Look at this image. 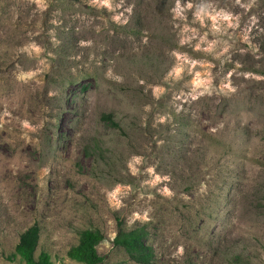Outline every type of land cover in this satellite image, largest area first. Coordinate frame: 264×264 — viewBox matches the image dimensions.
Segmentation results:
<instances>
[{
  "label": "rangeland",
  "instance_id": "1",
  "mask_svg": "<svg viewBox=\"0 0 264 264\" xmlns=\"http://www.w3.org/2000/svg\"><path fill=\"white\" fill-rule=\"evenodd\" d=\"M120 223L150 264H264V0H0V264L34 224L139 264Z\"/></svg>",
  "mask_w": 264,
  "mask_h": 264
},
{
  "label": "trees",
  "instance_id": "2",
  "mask_svg": "<svg viewBox=\"0 0 264 264\" xmlns=\"http://www.w3.org/2000/svg\"><path fill=\"white\" fill-rule=\"evenodd\" d=\"M112 125H117L112 115H104ZM41 237V228L34 224L25 230L19 238L13 256H19L25 264H55L49 252L37 249ZM105 239L99 228H86L79 234V241L73 245L68 255L71 259L84 264H102L104 257L98 251V245ZM148 232L145 226L125 227L120 223L119 232L113 242L122 247L130 258L139 264H150L154 258L153 248L148 244Z\"/></svg>",
  "mask_w": 264,
  "mask_h": 264
}]
</instances>
